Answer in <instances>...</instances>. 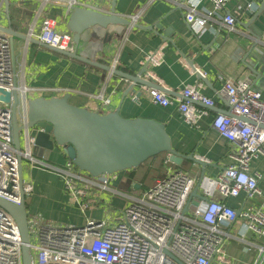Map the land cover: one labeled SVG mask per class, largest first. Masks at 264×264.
<instances>
[{
    "label": "crops",
    "instance_id": "obj_1",
    "mask_svg": "<svg viewBox=\"0 0 264 264\" xmlns=\"http://www.w3.org/2000/svg\"><path fill=\"white\" fill-rule=\"evenodd\" d=\"M9 1V10L6 11V1L0 0V4L4 2L0 10V20L3 18V10L7 16L0 25L11 28L17 35L14 32L0 30L8 34L11 39L17 83L30 88L29 99L70 94L71 103L93 111L103 114L119 111L123 117H145L163 122L174 149L187 155L193 154L195 158H201L209 163L205 174L208 176L217 177L232 163L229 153L233 146L213 128L212 118L222 110L230 111L229 103L220 94L227 78L250 77L253 87L262 92L264 101V0H253L254 6L251 9L248 7L251 0H228L224 9L219 12L223 15L227 12L236 17L235 29L229 31L218 19V22L210 23L208 30L202 33H195L190 28L186 20V9L176 5L173 0H116V13L127 17L132 24L110 25L105 29L100 26H90L82 33L77 49V53L81 56L89 57L101 65L110 66L111 70L68 57L49 48L37 38V34L44 18L50 16L56 18L58 30L72 32L75 39L76 32L71 31L68 26L70 10L65 5L75 4L110 12L114 0ZM199 2L200 12L214 8L211 0H199ZM257 14L259 15L255 18ZM136 15L139 16L136 22L139 27L133 23V16ZM247 23L254 24L261 31V36H252L250 30L244 27L248 25ZM31 28L36 33L32 38L28 37ZM242 35L249 36V39H243ZM255 43V56L246 58L247 52ZM161 45H163L164 61L159 66H147V70H153L158 77V82H154L145 77L147 70L142 73L145 67L140 63L146 53L159 50ZM245 62L257 68L259 75ZM114 69L151 81L150 85L153 86L137 83L134 85L137 91H129L133 85L130 77H123L115 73ZM197 71H200L207 82L199 77ZM187 85H200L203 93L216 102L212 108L206 107L201 102L194 103L197 108L208 111V114L199 119L198 126L184 121L176 102ZM150 88L165 90L175 104L169 107L154 104L151 101ZM138 92H142L139 98ZM98 93H102L104 99L110 100L107 105L94 96ZM39 150L43 154V159L52 164H64L68 159L60 148L43 152L40 148ZM193 163L194 161L189 158H185L181 165L172 162L165 167V172L168 167L184 169L200 178L202 166ZM250 167L251 174L258 177L262 194H256L254 197H249L244 192L237 197L216 194L217 199L224 201L236 212L248 206L264 203V154L255 158ZM135 172L137 173L136 170ZM123 176L124 173L120 172V180ZM22 177L32 181L34 185L33 193L26 196L28 213H40L53 223L77 224L74 216L76 204L69 201L64 181L54 171L40 166L31 169L27 165ZM135 177L132 189L137 191L128 195L131 198L139 197L152 183L137 174ZM120 182L114 184L119 190ZM120 191L125 194L123 189ZM198 194H202L201 189L198 190ZM104 197L106 201L98 209L86 214L81 212L82 222L91 216L113 217L127 201H130L123 196L112 194ZM190 197L191 195L189 199ZM202 201L203 199L194 196L189 202L188 209L200 206ZM111 208L117 209L108 214ZM220 228L231 233L223 246L231 264H251L257 249L249 243L264 245V237L246 230L242 218H238L234 225L222 224ZM244 234L245 236L242 237ZM211 264L224 263L213 260Z\"/></svg>",
    "mask_w": 264,
    "mask_h": 264
},
{
    "label": "built area",
    "instance_id": "obj_2",
    "mask_svg": "<svg viewBox=\"0 0 264 264\" xmlns=\"http://www.w3.org/2000/svg\"><path fill=\"white\" fill-rule=\"evenodd\" d=\"M5 1V0H4ZM214 8L198 11L199 0H173L186 9V20L196 33H202L210 23L220 19L229 31H233L236 17L221 14L228 0H211ZM4 2L0 4V10ZM253 0L248 3L251 9ZM138 15L133 16L136 24ZM132 24V22H131ZM134 24V25H135ZM36 35L29 30L28 37ZM37 38L47 45L63 51L75 52L79 48L72 32L57 29V20L46 17L41 23ZM163 45L157 51L144 55L141 66H159L164 61ZM148 80L158 82L153 70L145 73ZM14 68L11 39L0 30V88L12 93L11 103L0 99V198L15 205L22 203V195L30 196L33 182L20 175V164L25 160L32 169L36 166L54 171L64 181L71 203L83 214L98 209L106 201L104 196H126L116 184L119 173L93 176L81 170L75 162L67 159L64 164H52L33 154L35 139L29 130L21 134L22 161L19 162L13 141V93L18 90L25 105L30 88L19 85ZM151 101L159 106L174 105V100L159 88H150ZM3 93L0 91V95ZM176 100L184 121L199 125V119L208 114L197 108L201 102L206 107L215 106L213 98L202 91V87L187 85ZM220 94L230 106V114L217 112L212 118L213 128L230 141L229 157L232 163L217 177L204 175L201 179L191 171L168 167L166 174L157 183L146 189L139 197L127 201L120 211L109 218L89 217L84 224H58L50 222L40 213H28L30 249L34 264H231L224 242L231 233L221 230L222 224L234 225L242 218L246 230L264 237V203L236 210L228 206L216 194L237 197L244 192L249 197L262 194L257 175L251 174V162L264 154V101L262 92L253 87L250 77L227 78ZM97 96L104 105L102 93ZM23 115L20 123L26 125ZM36 147V146H35ZM193 165H197L196 162ZM200 182L203 199L200 206L183 212L190 193ZM28 212V211H27ZM242 235V237H244ZM257 249L251 264H264V245L249 243ZM23 238L16 219L0 205V264H23ZM170 251L175 257L171 256Z\"/></svg>",
    "mask_w": 264,
    "mask_h": 264
},
{
    "label": "water",
    "instance_id": "obj_3",
    "mask_svg": "<svg viewBox=\"0 0 264 264\" xmlns=\"http://www.w3.org/2000/svg\"><path fill=\"white\" fill-rule=\"evenodd\" d=\"M6 11L9 10L10 1L5 0ZM115 2L110 12H102L91 7H81L75 4H67L70 16L68 20L69 29L76 32L75 41L79 44L82 33L90 26H100L107 28L110 25H130L131 21L127 17L121 16L115 11ZM259 14L255 15V18ZM244 27L250 30V34L255 37L261 36V31L252 23H247ZM139 27L138 24L135 25ZM3 31L13 33L11 28L2 27ZM16 34V32H14ZM17 35V34H16ZM27 37V36H24ZM243 39H249V36L242 35ZM45 46L67 55L68 57L77 58L90 64L101 66L111 70L110 66H104L97 61L81 56L75 52H67L56 47ZM256 43L252 45L247 52L246 58L255 56ZM246 63V62H245ZM192 65V63H190ZM246 65L259 75L257 68L246 63ZM146 70L144 68L142 73ZM114 72L121 76L130 77L133 85L129 88L136 92L135 84H145L148 86L152 82L145 81L137 76L130 75L118 69ZM141 73V75H142ZM199 77L206 81L200 71H197ZM261 76H259L260 78ZM17 84V82H16ZM3 93L0 99L6 103H11L12 93L0 88ZM142 92L137 93V97ZM69 95L54 96L51 98L35 97L27 99L25 105L21 100L23 107V115L26 116L27 122L20 123L18 119V101L20 95L18 90L13 93V141L17 149L19 162L22 161V144L21 134L25 129L29 130L31 138H34L35 146L41 151L54 149H62L65 155L75 162V164L83 171L93 176L108 174L114 172L125 171L126 169L136 168L145 159L163 150L169 151L170 161L177 165H181L185 158L196 162L202 166L201 179L206 174V166L209 163L203 159L195 158L193 154L187 155L180 153L173 148V143L166 125L150 118H129L123 117L119 111L107 112L106 114L77 106L69 101ZM223 113L230 114V111L222 110ZM43 154L40 153V156ZM23 165L20 164V175L22 178ZM200 182L196 185L191 193L189 202L195 196L201 199H207L203 194H198ZM21 204H13L5 199L0 198V205L9 212L19 224L20 232L23 238V264H34L33 253L30 249V235L28 225V212L26 207V198L22 195ZM188 204L184 207L183 212L188 209ZM240 214L241 211L237 210ZM171 256L175 257L170 251Z\"/></svg>",
    "mask_w": 264,
    "mask_h": 264
},
{
    "label": "trees",
    "instance_id": "obj_4",
    "mask_svg": "<svg viewBox=\"0 0 264 264\" xmlns=\"http://www.w3.org/2000/svg\"><path fill=\"white\" fill-rule=\"evenodd\" d=\"M168 164H172V161H170L169 158V151L163 150L162 152H158L147 157L145 161L136 168L120 171L124 173V176L120 180L121 189L126 192L130 188L134 187L133 183L135 181L136 174L140 177L147 178L149 182H152L150 184V187H148L147 189L153 187L158 179L163 178L164 174L166 173L165 167L168 166ZM135 170L137 171V173L135 172Z\"/></svg>",
    "mask_w": 264,
    "mask_h": 264
},
{
    "label": "rangeland",
    "instance_id": "obj_5",
    "mask_svg": "<svg viewBox=\"0 0 264 264\" xmlns=\"http://www.w3.org/2000/svg\"><path fill=\"white\" fill-rule=\"evenodd\" d=\"M2 16H3V18L0 20V22H3V21H5L6 20V14H5V10H3L2 11ZM21 100H22V98H21V95H20V99H19V101H18V105H17V107H18V119H19V121H21V119L23 118V107H22V103H21ZM40 150H39V148L38 147H35L34 146V148H33V154L35 155V156H37V157H39V158H41V156H40ZM47 159V158H46ZM26 162L28 161V160H25ZM28 165V164H27ZM27 165H26V163L24 162V164H23V171H24V169H25V167H27ZM136 189H132V188H130L129 190H127L126 192H125V194L127 195V196H124L125 197V199H129V200H132L133 198H131V197H129L128 195H132V193H136ZM217 195L219 196V194L217 193ZM76 209H74V216H75V223H77V225H82V224H84L85 223V221L84 222H82L81 221V219H82V217H81V210H80V208L79 207H75ZM117 208H111V209H109L108 210V214H110V213H112L113 211L115 212V210H116ZM119 211V210H118ZM79 213H80V215H79ZM83 219H84V216H83Z\"/></svg>",
    "mask_w": 264,
    "mask_h": 264
}]
</instances>
